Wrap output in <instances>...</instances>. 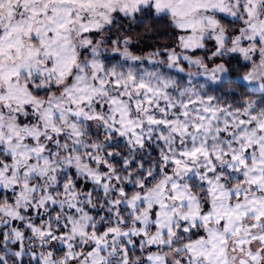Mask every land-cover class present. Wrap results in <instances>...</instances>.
Returning a JSON list of instances; mask_svg holds the SVG:
<instances>
[{
	"label": "snow or ice",
	"instance_id": "snow-or-ice-1",
	"mask_svg": "<svg viewBox=\"0 0 264 264\" xmlns=\"http://www.w3.org/2000/svg\"><path fill=\"white\" fill-rule=\"evenodd\" d=\"M0 264H264V0H0Z\"/></svg>",
	"mask_w": 264,
	"mask_h": 264
},
{
	"label": "trees",
	"instance_id": "trees-1",
	"mask_svg": "<svg viewBox=\"0 0 264 264\" xmlns=\"http://www.w3.org/2000/svg\"><path fill=\"white\" fill-rule=\"evenodd\" d=\"M137 30L139 32L138 37L135 32L132 33L134 37L133 51L137 55L151 52L157 47L172 45L175 40V35L171 33V30H168L165 27H160L156 32H153L150 35H146L145 31L140 28V26H137ZM244 63L245 62L238 57L231 58L230 63L228 64V67L231 69V74L226 79L231 80L233 77L243 75L244 72L247 71V69L243 67ZM225 86L227 87L228 85L226 84Z\"/></svg>",
	"mask_w": 264,
	"mask_h": 264
},
{
	"label": "rangeland",
	"instance_id": "rangeland-1",
	"mask_svg": "<svg viewBox=\"0 0 264 264\" xmlns=\"http://www.w3.org/2000/svg\"><path fill=\"white\" fill-rule=\"evenodd\" d=\"M115 38V36H113V39ZM209 47H211V42L209 43ZM153 51V50H152ZM149 52H147V53H145V54H143V55H147ZM195 55H197V56H204L205 55V52H204V50H197L196 52H195ZM239 59H241L242 61H243V59H242V57H238ZM217 62H221V61H217ZM244 62V61H243ZM145 66H149V65H147V62H145ZM150 67V66H149Z\"/></svg>",
	"mask_w": 264,
	"mask_h": 264
}]
</instances>
